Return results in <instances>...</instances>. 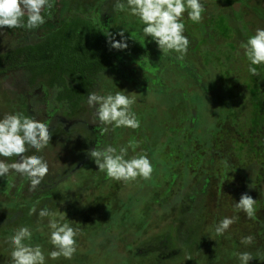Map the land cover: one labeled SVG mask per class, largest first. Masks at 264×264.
Instances as JSON below:
<instances>
[{"label":"rangeland","instance_id":"374dc122","mask_svg":"<svg viewBox=\"0 0 264 264\" xmlns=\"http://www.w3.org/2000/svg\"><path fill=\"white\" fill-rule=\"evenodd\" d=\"M57 1L63 11H56L51 18L46 17L45 24L38 29H0V55L23 46L36 44L58 30L63 23L72 22L88 12V10L79 9L81 13L77 14L75 12L77 10L74 9L75 0ZM208 1L210 4H215L218 1L223 3L225 0H203L204 3ZM116 2L117 0L115 4ZM230 4L225 6L226 10L232 13L235 6L250 11L254 9L251 6L248 7L249 0H233V4ZM115 11L117 13L115 17L114 14L112 15L111 21L117 28L116 23L121 20L119 18L128 11L121 12L117 9ZM218 11L216 8L210 11L217 16L212 22L208 21L204 24L203 28L208 40L213 37V34L216 35L218 40L215 44H205L198 37H203L202 24L207 19L206 15H202L195 31H188L193 29L189 28L193 22L184 20L185 30H187L185 34L191 38H198L192 40L197 50L195 54L191 53V59L189 58L192 62L191 67L194 69L193 76L198 77L197 79L201 82L198 88L189 75L185 78L176 74L179 64L173 61L165 62L162 57L159 58L157 71L163 73L160 72L159 75H153L154 77L151 78L153 80L162 78L163 82L160 86L147 83L148 88L144 89L146 86L144 79L135 77L123 86L115 85V82L111 80L113 76H110L115 68L123 71L121 67L127 65L131 75L134 69L140 73L139 58L136 57L133 60L125 57L122 63L108 61V64L104 66L107 72L99 75L101 84L109 81L111 90L109 89L108 93L123 90L136 98L133 111L137 114L141 126L135 130L121 127L109 134L113 136L114 142L119 147L131 145L130 156L147 154L153 166L151 178L149 180L137 178L135 181L123 182L122 185L120 181L116 189L121 190H115L114 197L102 190L103 198L100 202L97 201V204H92L94 200L91 201L86 197L93 188L92 172L96 165L94 163L81 166L86 153H82L78 144L75 145L64 139L59 140L57 137L62 130L60 129L61 132L57 130L45 149L39 153L30 150L28 156L39 155L47 161L49 171L42 182L52 184L60 180L55 190L65 193L69 190L70 198L73 199L79 196L80 203H77V206L75 202L79 199L69 201L67 204L50 202L47 206L65 215L69 223L79 229L77 251L71 259L63 257L56 260L48 259V253L53 250V247L49 243L47 218L38 221L35 214L31 217L32 219L28 217L29 203L26 201L31 195L26 193L22 200L27 206H19L22 210L20 211L23 218L21 220L16 206L19 203L16 197L3 194L0 199V264H11V247L7 241L21 226L32 230L31 243L41 246L46 257V264H131L132 260L129 257L133 254V264H239L235 256L237 252L251 253L254 258L249 264H264V226H260L259 229L260 224H256L252 236L251 229L250 232L248 231V225L251 222L247 221L246 215L242 211H236L233 204L223 201L225 195L228 200L234 198L239 200L241 196L236 197L238 188L259 187L261 183L256 181L258 179L262 182L261 177H264V65L257 66L258 75L253 76L254 80L257 78L253 83L252 75L247 70L246 58L243 56L244 60L241 59V62L239 58L236 59V56L240 55L242 40L239 41V45L234 44L237 41L231 37L232 31L230 33L226 30L224 14L217 13ZM242 14L243 12L237 9L234 15L238 23L242 25L239 31L242 38L244 37L243 41H246L251 31L245 28ZM125 22L129 29L138 31V35L143 37L142 24H135L130 19ZM257 27L264 28L259 24ZM221 39L224 43H221ZM145 43L149 44L143 49L140 48V60L141 62L146 60L148 71L153 72L155 60L162 53L154 42H149L148 38ZM170 54L177 56L174 52ZM167 68L170 69L166 70ZM180 72L185 73L184 69H180ZM199 74L205 76L203 81ZM25 79L22 73L16 74L15 77L14 75L0 77V118L11 113L30 116L31 112L26 108L28 101L26 96L21 94L22 90L20 94L17 93V89H21L24 85ZM45 80L46 78L40 79L36 86H41ZM189 83L192 86L189 89L190 92L182 93L181 90L191 87ZM106 85L104 84L103 87ZM177 86L179 88H174ZM97 92L100 93L102 90L99 88ZM179 102L186 103L191 110L195 111L194 115L189 113L187 116L195 119L193 138L186 145H181L179 142L170 145L165 138L169 137L170 130L176 133V129L175 127L167 129V127L171 124L176 126L177 123L180 125L179 119L181 121L182 114L178 109ZM87 111L89 112L88 109L83 108L77 112L89 116ZM89 118L90 122H93V113ZM83 131L86 132V129L80 128L81 134ZM119 136L127 138H118ZM143 138H151L152 141L146 144ZM180 142L184 144L186 140ZM82 154L83 158L77 157L78 155L81 157ZM80 166L77 174L70 179H64L66 172ZM201 168L206 174L201 172L202 176L195 178L189 176L193 174L191 170L197 172L196 170ZM212 169L213 175L210 172ZM250 171H253L254 179L249 178ZM156 177H160V181H157ZM167 182H169L168 187H174L175 191L183 188L184 182L188 186L185 193L183 190L176 192L177 195L174 192L173 197L169 199L170 208L164 209V205L162 207L157 205L163 204L169 197L161 186ZM7 185L8 183L6 187ZM194 186L197 190L204 186L206 188V194L200 202L189 197L192 194L191 188L193 189ZM147 189H153L152 191L157 194L153 202L150 200V192ZM261 191L264 189L255 188L251 191L252 196H257V192ZM254 200H256V212L251 219L256 222L255 218L258 222L257 214L264 213V201L257 198ZM43 203L45 201L37 205V211L45 206ZM6 211L9 212L8 215ZM193 212L195 216L192 215ZM234 215L238 216V219L230 227L229 232L219 238L216 237L212 221ZM137 235L139 237L133 241ZM249 235L254 238L253 243L248 246L241 244V238ZM215 237L218 239L215 240ZM131 245H133L132 248Z\"/></svg>","mask_w":264,"mask_h":264},{"label":"clouds","instance_id":"9594fccd","mask_svg":"<svg viewBox=\"0 0 264 264\" xmlns=\"http://www.w3.org/2000/svg\"><path fill=\"white\" fill-rule=\"evenodd\" d=\"M56 0H0V29L26 28L38 29L45 24L46 16L51 17V10ZM115 8L127 10L136 17L142 27L144 39L154 42L162 55L176 53V59L183 61L190 47V39L185 34L184 20L199 23L205 12L203 0H117ZM187 13V16H185ZM26 17V19H25ZM123 37V32L120 33ZM112 47L123 49L126 43L114 42ZM240 49L248 62V73L258 75L257 66L264 65V28H257L253 35L241 42ZM136 103L134 96L119 90L115 93L97 94L89 92L87 105L94 110L93 124L98 125L100 135L108 134L117 128L138 129L141 124L133 111ZM51 139L49 124L35 117L22 113L6 114L0 118V178L19 175L26 177L30 190L34 191L41 185L49 171L47 161L39 155H25L29 150L41 152ZM128 146L119 148L111 145L95 147L88 152L98 167V171L110 180L129 182L137 178L149 180L153 166L147 154L129 155ZM15 158V159H13ZM14 184H8L10 190ZM255 203L250 195L242 194L234 208L242 211L246 217L255 216ZM39 220L47 218L49 243L53 250L48 259L60 257L71 259L77 251L79 229L74 228L65 215L45 206L29 210ZM238 216L224 217L214 226L216 236H224L236 222ZM32 230L21 226L8 239L11 247V264H46V257L40 245H33ZM254 238L249 235L241 238L240 243L251 245ZM239 264H249L254 258L249 252L235 253Z\"/></svg>","mask_w":264,"mask_h":264},{"label":"flooded vegetation","instance_id":"af4514ba","mask_svg":"<svg viewBox=\"0 0 264 264\" xmlns=\"http://www.w3.org/2000/svg\"><path fill=\"white\" fill-rule=\"evenodd\" d=\"M68 1V0H66ZM75 5L74 6L75 11L77 14L81 13L79 9H84V10H88L87 14H85L84 16L81 15L80 17H78L76 19V25H78L79 31H80V37L84 34H87V36L89 38H95V32H98L100 35V39L101 42H104V49L103 50H99V48L97 49V53L95 52V56L94 60H99V51L102 53L103 51L107 50L108 54L106 55L107 60L111 61V62H116L118 61L119 63H122L123 60L125 59V57L129 58L130 60H133L135 57L139 58L138 61L140 64H138L141 68L140 73L136 72V69L132 70V75L130 74V72L128 71V66H124L121 67L123 69V71H118L117 68H115L114 73H110V76L112 77V81L115 82V85L118 83V86H123L124 83H128L129 81H132L133 77L135 78H140V79H144V84L146 85L144 87V89H147V83H149L150 85H157L160 86L161 83L163 82L162 78H157L156 80L151 79L152 77H154L153 75H159L160 72L163 73L162 71H157L158 70V65H159V58L162 57L163 60L166 61H173L175 64H179L178 70L181 69H187L191 72L192 75H194V69H192L191 67V63L190 59L191 53L195 54L196 53V46H194V41L192 40H196L197 37L195 38H191L190 39V47H189V55H186L183 61H178L176 59V56L172 55V54H168V55H162L158 57L157 60H155V63L157 64L156 67L154 68L153 72H149L147 66V61L144 60L143 62H141L140 60V50L145 48L147 46V44L149 43H145V41L147 40V38L144 39V37L139 36L138 35V31L135 30H131L129 29V27H127L125 20L130 19L132 20L135 24L139 23L138 19L134 16H130L129 12H125L123 13V16L119 19V22L116 23V27H114V22L111 21L112 20V15L114 14L115 17V13H117L116 8H115V1L116 0H75ZM229 1V2H228ZM225 2V3H224ZM223 3H220L219 1L215 4H210V1L204 3L205 5V12L202 13V15H206V20L203 22V27H202V33H203V37H200V41H202L205 44H215L217 43L216 39V35L213 34V37H210V39L208 40V36L205 33L206 31H204V24H207L208 21H213L214 18L217 16V14H212L210 11L213 8H216V10L218 9L219 11L217 13H221L224 14L225 20H226V30L227 31H232V38H235L237 42H234V44L237 46L239 45V41L242 40L244 37L242 38V34L240 33L241 31H239V29L242 28L241 23H238L237 18L234 14L237 13V9L241 12H243L242 14V18H243V23L245 24V28L248 31H251V35L254 34L255 30L258 28L257 25H261L264 27V0H249L250 4L248 5L251 6L252 9L251 11L248 10H244L242 8H239L238 6H235L234 9V14L232 12H228L226 10V6L229 5L231 2V4H233V0H225ZM71 3V1H70ZM227 3V4H226ZM74 4V3H73ZM230 4V5H231ZM226 5V6H225ZM262 5V6H261ZM211 7V8H210ZM62 7L58 6V1L56 0V3L54 5V7L51 10V16L56 12V11H63ZM127 11V10H125ZM122 12V11H121ZM72 13V12H71ZM47 17V16H46ZM51 18V17H50ZM232 21V22H231ZM67 22H71V21H67ZM197 23H192V26L189 28H193V29H188V31H195L197 30L196 28ZM127 27V28H125ZM187 30H185L186 32ZM123 32V37H121L120 33ZM142 37V38H139ZM198 39V38H197ZM95 40V39H94ZM42 41V40H41ZM40 41V42H41ZM192 41V42H191ZM114 42H123L127 44L126 48L123 49H117L112 47V43ZM208 42V43H207ZM224 43V40L221 39V43ZM39 43V42H37ZM33 45V44H32ZM154 46V45H153ZM21 48V47H20ZM141 48V49H140ZM19 49V48H18ZM8 53V52H6ZM5 53H2L1 55H4ZM190 56V57H188ZM146 58V56H143ZM168 57V58H167ZM242 54V50L240 51V55L236 56V59L239 58V62H241L244 60V57ZM190 58V59H189ZM111 59V60H110ZM82 65L84 64V61H81ZM113 62V63H114ZM162 61H160L161 63ZM116 65V64H115ZM122 65V64H121ZM138 65H136L137 67H139ZM3 67H7V65H3L2 67H0V77L5 76V75H14V77L16 76V74L18 75L22 73V75H25V81L23 82L24 85L21 87V89H17V93L20 94L21 90L23 91L21 94L26 96L27 98V107L30 110V116L31 117H35L37 120H39L40 122L43 123H48L49 124V131L51 133V137L53 136V134L57 131V130H62V133L60 135H58L57 138H59V140H68L72 143L78 144V147L82 149V153H86V156L84 157L85 159L81 162V166L84 164H94V161L90 158V156L88 155V152L92 149H94L95 147H105L108 145H111L113 147H117L119 148L118 144L114 142V138L111 134L108 133L105 135H100L99 129H98V125L97 124H93L92 122H90V115L91 113H93L94 116V110L88 108L87 105V99L84 100V97H81V100H77L75 97L71 98V96H73V94H68L67 88L70 90H74L75 91V95H83L81 93H88V90L90 87L84 85V84H80L79 82H73L72 81H67L66 77V87H61L57 81L53 82L54 78L53 76V72H49L47 71L45 73H42L43 69H37L36 66H30L27 67L25 69H11V70H6V71H2ZM144 69V70H142ZM163 69V67L161 68V70ZM170 68H167L166 70H169ZM45 70V69H44ZM164 70V71H166ZM144 71V72H142ZM185 72V71H184ZM264 73V71H263ZM80 74H82V72H80ZM99 78H98V77ZM95 79H94V84L96 85H101L99 87L96 86L95 89L90 90V92H97V90L100 88L102 90V92H97V94H105L109 92L110 89V84L109 81L105 82L104 84L106 85L105 87H103L104 84L100 83V76L95 75ZM110 77V78H111ZM258 77V76H257ZM46 78V80L44 82L41 83V86L37 87L36 85L38 84V81H40V79H44ZM98 78V80H97ZM252 78V82H256V79L254 80L253 76ZM110 80V79H109ZM110 80V81H111ZM53 82V83H52ZM93 84V85H94ZM111 90V89H110ZM69 98L71 100H69ZM69 101L72 102V104L70 106H68ZM88 109L89 112V116H86L85 114H78V110H83V108ZM82 108V109H81ZM194 120V119H193ZM191 120V121H193ZM171 127H175L176 129V134L174 133V135L179 138L178 134H179V123H177V125H170ZM80 128H84L86 129V132L83 131V133H80ZM60 130V132H61ZM113 138V139H112ZM118 138H127L126 136H119ZM51 140V139H50ZM146 146V145H145ZM79 152V150L77 151V153ZM81 152V151H80ZM28 154H30V150L28 152L25 153V155L28 156ZM80 159L83 158V154L80 157L79 155L77 156ZM78 158V159H79ZM15 159V158H13ZM81 166L79 168H74L73 170H71L70 172H66L64 179L68 178L70 179L71 176H74V174H77L81 168ZM76 172V173H74ZM84 176V174L82 175V177ZM92 192L94 193V195L88 194L89 196H87L86 198H88L89 200H94L95 204L97 201L100 202V200L103 198V194L102 190L105 191V193H108L109 195H112L113 197L115 196L114 191L115 190H121V189H116L117 186H119L120 181H115V180H110L107 179L105 177V174L102 172L98 171V167L96 166L94 168V171L92 172ZM1 179H2V184H1ZM60 182V180H59ZM59 182H54L52 184L47 183V182H42L41 185H39L34 191L30 190V183L28 181V179L26 177H22L19 175H15V176H10L9 178H0V199L2 197L3 194H9V196H15L17 201L19 202L16 206L18 208V211H22L20 209V205H26V202H28V211L35 207L37 208V205L40 202H44L43 206L45 204V206H49L48 204L51 202L52 204L55 203H60V204H67L69 201H75L78 200L79 196H75L74 199L70 198L69 195V190H67V193L63 192V191H57L55 190V187L57 186V184ZM6 183L8 184H14L15 186L12 187L10 190L8 189V187H6ZM122 181L121 184L122 185ZM110 184V186H109ZM192 190V194L190 192V198L193 199L194 201L200 202L204 195L206 194V188L205 186L201 189L196 188V186L193 187ZM14 191H18V192H14ZM90 192V191H89ZM30 194L31 196H29V198L27 199L26 202H24V195L25 194ZM59 195L58 197H56L55 195ZM63 195V196H61ZM61 196V197H60ZM102 196V197H101ZM112 197V198H113ZM23 198V200H22ZM84 200V198H83ZM82 200V201H83ZM109 200V199H108ZM228 200V198L226 199ZM80 199L78 200V202L76 203V206L78 205L77 203L79 202ZM91 201H89L91 203ZM179 203V200H178ZM194 203V202H193ZM97 204V203H96ZM44 206V207H45ZM193 211H194V206H193ZM7 215L9 214V212H7ZM193 216H195V213H192ZM34 216V214L30 215L29 214V218L32 219L31 217ZM20 218L21 220L22 218V213L20 212ZM19 219V217L17 218ZM222 219V218H220ZM220 221V220H219ZM218 219L217 221H215V219L212 221V223L215 224L219 222ZM218 237V236H216ZM215 237V240L218 239Z\"/></svg>","mask_w":264,"mask_h":264},{"label":"trees","instance_id":"16d2710c","mask_svg":"<svg viewBox=\"0 0 264 264\" xmlns=\"http://www.w3.org/2000/svg\"><path fill=\"white\" fill-rule=\"evenodd\" d=\"M26 19V17H25ZM33 30V29H32ZM95 38H89L87 36V34H84L80 37V31L78 28V25H76V19L72 20V22H65L61 25V27L56 30L54 33H52L50 36L46 37L44 40H42L39 43L33 44V45H27V46H23L21 48H17L13 51H10L8 53H5L4 55H0V67H2L3 65H7V67H3L2 71H6V70H11V69H25L27 67L30 66H36L37 69H43L42 73H45L47 71L49 72H53V77L51 78L54 81H57L58 83H60L59 85L61 87H66V79L67 81H72L73 84L74 82H79L80 84H84L89 88L88 93L90 92V90H93L101 85H96L95 86V82L94 79L96 78L95 75H101L103 73H106L107 71H105V64H108V60L106 55L108 54V51L105 50L102 53L100 52L101 50L104 49V42H101L100 39V35L98 32H95ZM95 39V40H94ZM99 48V60H94L95 56V52L97 53V49ZM84 61L83 65L82 62ZM157 65V64H156ZM156 65L154 66V68L156 67ZM104 68V69H103ZM45 69V70H44ZM181 69V68H180ZM183 70V69H182ZM185 73H181L180 70H176V74L178 76L182 75L183 77H187L188 75L190 76V78L192 80L195 81V83L197 84V88L201 85V82H199L200 80L195 78L191 72L187 69H184ZM80 72H82V74H80ZM104 75V74H103ZM66 79H65V77ZM201 80H204L205 76H202L201 74H199ZM98 77V76H97ZM99 78V77H98ZM97 78V80H98ZM101 80V78H100ZM99 80V81H100ZM52 82V83H53ZM176 82V81H175ZM94 84V85H93ZM103 84V83H102ZM118 84V83H117ZM116 84V85H117ZM191 83H189L190 85ZM188 86V84H187ZM186 86V87H187ZM191 86V85H190ZM174 88H179V86L174 87ZM173 88V91H174ZM190 88L191 87H187V88H182L183 90L182 93L184 92L188 93L190 92ZM196 88V86L194 87ZM68 94L70 92V94H73V96H71V98H76L77 100H81V97H84V100L87 99V95L88 93H81L83 95H75V91L74 90H70V88L68 89ZM176 93L178 95V89L176 90ZM107 94V93H105ZM69 100H71L69 98ZM178 103V102H177ZM72 104L71 101H69L68 106H70ZM175 104V103H174ZM190 106H188L186 103L183 102H179V107L178 109H180L181 111V121L179 119L180 125H179V138H177L174 135V131L170 130L169 131V137L165 138L166 142H168L170 145H172L175 142H179L181 145H186L188 141L191 140V138H193L192 134L194 133V127H195V119H191L188 118V114L192 113V115H194V110H191L189 108ZM186 113V115L184 116V114ZM193 120V121H191ZM197 120V119H196ZM169 127H171L170 125H168L167 129H169ZM176 134V133H175ZM189 137V138H188ZM164 138V137H163ZM151 138H143V140L145 141L146 144H148V141H152L150 140ZM164 140V139H163ZM181 140H186V143L183 144V142L181 143ZM151 143V142H150ZM148 145H146L147 147ZM209 156V155H208ZM205 162V159H204ZM203 162V163H204ZM202 163V164H203ZM172 170V169H170ZM173 171V170H172ZM171 171V172H172ZM193 172V174H189L190 177H199L202 176L201 172H203L204 174L205 171L201 168L199 170H196L197 172H194L193 170H191ZM211 174L213 175V169L210 170ZM189 173V172H188ZM260 177L262 175H259ZM163 177V176H162ZM255 175H253V171L249 172V178L250 179H254ZM262 182L259 181L257 179L256 182H260V186L259 187H248V189H243L242 188H238V195H236L237 198H239L242 194L247 193L248 195H250L251 197L257 198V199H261L264 201V191H261L260 193L257 192V196H252L251 191H253L255 188L258 189H264V177L262 176ZM157 181H160V177L157 178ZM168 183L162 186V189L164 188V191L167 192L168 194V199H166V201L161 204V205H157V207H162V205L165 206L164 209H167L170 206V198L173 197V193L175 192H180V190H183V192L186 190L188 184H185V182L183 183V188H179V190L175 191L173 190L174 187H168ZM175 189V188H174ZM150 192V200L151 202H153L154 197H157V194H155V191H152L153 189H147ZM260 191V190H259ZM187 192V190L185 191ZM184 192V193H185ZM91 193V195H94V193L92 192V190L89 192ZM176 193V195H177ZM225 194V192H224ZM227 197L226 195L224 196V200L223 201H227V204H233L235 202H238L239 200L234 198L233 200H226ZM231 202V203H230ZM103 204V203H100ZM153 205H156L155 203H151ZM170 208V207H169ZM163 209V208H162ZM161 209V210H162ZM237 211V210H236ZM158 213V212H157ZM159 216V215H158ZM247 221L251 222L248 225V231L252 232V236L254 231V228L259 225V229L260 226H264V213H258L257 214V220L254 218V221H252L251 218L247 217ZM120 221V220H118ZM257 224V225H256ZM2 237V236H1ZM139 237V235L135 236V238L133 239V241H135L137 238ZM4 238V237H2ZM133 245H131L132 248ZM134 256V254L132 255V257ZM131 256L129 258H131L132 263L134 259ZM120 263V262H119Z\"/></svg>","mask_w":264,"mask_h":264}]
</instances>
